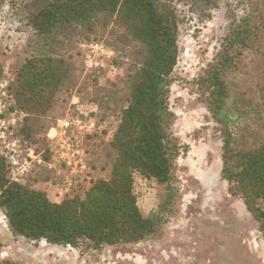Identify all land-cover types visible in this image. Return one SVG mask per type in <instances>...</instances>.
<instances>
[{
  "label": "trees",
  "instance_id": "trees-1",
  "mask_svg": "<svg viewBox=\"0 0 264 264\" xmlns=\"http://www.w3.org/2000/svg\"><path fill=\"white\" fill-rule=\"evenodd\" d=\"M181 1L0 0V8L18 20L17 28L31 35L28 55L10 76V109L19 113L22 144L45 151L50 160L47 139L41 146L37 127L29 124L32 116L56 122L68 114L91 117L98 132L89 140L116 124L109 177L79 181L58 202L26 179L13 180L0 145V211L15 237L100 250L154 234L161 218L141 212L134 184L140 176L170 187L176 160L187 151L173 132L176 116L169 101L186 18L177 6ZM219 1L191 0L201 17H210ZM234 1L244 6V15L230 25L195 83L220 127L221 178L264 239V0ZM103 39L117 53L110 71H122L119 85L99 88L87 101L75 94L78 102L69 103L76 86L67 57L82 58L81 43ZM0 264L15 263L0 255Z\"/></svg>",
  "mask_w": 264,
  "mask_h": 264
},
{
  "label": "rangeland",
  "instance_id": "rangeland-1",
  "mask_svg": "<svg viewBox=\"0 0 264 264\" xmlns=\"http://www.w3.org/2000/svg\"><path fill=\"white\" fill-rule=\"evenodd\" d=\"M177 6L186 18L181 25L180 57L172 75L169 101L176 116L173 132L187 151L176 160L170 187L140 176H136L134 184L141 212L145 216L156 213L161 218L154 234L140 243L104 246L100 250L88 248L85 243L77 248L62 247L15 237L0 211L2 259L15 264H264V239L258 225L243 201L228 192V184L221 178L220 127L201 101L195 83L212 61L230 25L244 15V6L234 0H220L210 10V17H201L191 0H182ZM8 12L0 8V19ZM0 21L1 33L9 30V38L19 35L18 24ZM30 41V36L22 37V47L14 53L11 48L3 51L0 78L15 75L28 55ZM67 58L76 86L69 103L75 94L87 101L99 88L120 83L119 69H109L94 78L84 69L80 56ZM68 107L60 118L67 115ZM32 119L39 131V144L44 147L49 128L40 125L50 122L53 126L57 119ZM115 125H107L106 133L89 140L91 178L106 179L110 175L115 152L109 141ZM35 174L26 179L31 186L35 184ZM62 178L60 174L55 182L61 196Z\"/></svg>",
  "mask_w": 264,
  "mask_h": 264
},
{
  "label": "built area",
  "instance_id": "built-area-1",
  "mask_svg": "<svg viewBox=\"0 0 264 264\" xmlns=\"http://www.w3.org/2000/svg\"><path fill=\"white\" fill-rule=\"evenodd\" d=\"M82 64L87 72L108 71L117 53L104 41H89L80 44ZM10 76L0 78V145L3 149L13 180H25L41 168L62 171L61 188L64 193L77 189L79 181L91 180L89 137L98 132L96 120L91 117L68 114L57 121L46 134L50 160L45 151L25 147L17 132L20 128L18 111H12Z\"/></svg>",
  "mask_w": 264,
  "mask_h": 264
},
{
  "label": "crops",
  "instance_id": "crops-1",
  "mask_svg": "<svg viewBox=\"0 0 264 264\" xmlns=\"http://www.w3.org/2000/svg\"><path fill=\"white\" fill-rule=\"evenodd\" d=\"M2 19H3V22L5 24H10V23L18 24V20L16 18H13L10 16L1 17L0 20H2ZM0 22H2V21H0ZM16 30H17V32H20V33H17L19 35L12 36V38H9L7 35V34H11V33H9V30H3L2 33L0 32V55H1L0 58H2V56H3V51H7L8 48L9 49L11 48V52L14 53L18 47H22L20 45V41H22V37L27 39V37L30 36V38H31L30 33L20 31L17 28H16ZM19 38H20V41H19ZM4 57L5 56H3V58ZM78 100H79L78 97L74 96L72 103H77ZM92 109H94V107ZM32 117L34 118L35 116H32ZM32 120L33 119L31 118V120L29 122L30 125H33L31 123ZM55 125H53V126H55ZM60 174L62 175V171L58 167H56L55 169L43 168L41 171H39L38 173H36L33 176L34 181H35V184L33 185V187L38 189V190L46 192L51 200H54L57 202L61 201L62 196L58 194V189L56 188V184H55V182L58 180Z\"/></svg>",
  "mask_w": 264,
  "mask_h": 264
}]
</instances>
